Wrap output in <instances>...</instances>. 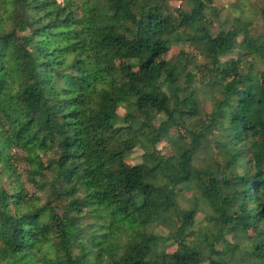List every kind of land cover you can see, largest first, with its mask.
I'll list each match as a JSON object with an SVG mask.
<instances>
[{
	"label": "trees",
	"instance_id": "trees-1",
	"mask_svg": "<svg viewBox=\"0 0 264 264\" xmlns=\"http://www.w3.org/2000/svg\"><path fill=\"white\" fill-rule=\"evenodd\" d=\"M237 3L0 0V264H235L239 234L264 264V3Z\"/></svg>",
	"mask_w": 264,
	"mask_h": 264
},
{
	"label": "rangeland",
	"instance_id": "rangeland-1",
	"mask_svg": "<svg viewBox=\"0 0 264 264\" xmlns=\"http://www.w3.org/2000/svg\"><path fill=\"white\" fill-rule=\"evenodd\" d=\"M254 1L256 3L257 7L263 5V3H264V0H254ZM179 4H180L179 2H172V5L174 7H179L178 6ZM215 5L219 9H222L224 7L228 8V10H225L223 12V15H222V19H225L227 14L229 13V11L234 10V8L237 7L238 3H237V0H215ZM257 26H258V32H261V23H258ZM181 48L182 47H180V48L179 47H173L169 53L168 59L175 58L179 54V52L181 51ZM184 48L187 51H190V48L188 46H184ZM230 57L236 58L237 54L235 53V54L231 55ZM260 70L264 71V64L263 63H261ZM190 71L196 75V73L198 72V66L197 65L191 66ZM196 81H197V76L195 79H193L192 82L195 83ZM205 107H206V110L208 112L211 110L210 103H207ZM119 112L121 115H125V111L123 109H120ZM174 133H177V130L171 131L170 134L172 135ZM158 151H159V153H161L165 156H170L171 152H172L169 143L164 139L159 142ZM141 155H142L141 149H139V148L136 149V151L134 152V154L131 157V161L129 162V164L131 165V164L141 162ZM27 186L30 189L31 193H33V194L35 193L36 195H40V193L37 192V190H35L33 188V186H31V185H27ZM192 196H193V193L189 190L181 193L180 197H179V202H180L181 207L189 209L191 206L190 200L193 198ZM200 208H201L200 213L196 217L198 224L202 222L203 226H210V224L206 221V215L211 214V210L206 209L204 206V203H200ZM152 230L155 233L163 235V236H166L169 233L168 230H166L163 227L158 226L157 224H154ZM226 239L228 240V242L231 245L237 244V246L239 247V251L237 252L235 264H250L246 260V258H247V253H248V250L251 246V243L249 240H247L246 236L243 234L227 235ZM224 247H225V244L223 243V244L217 245L216 248L218 251H222V250H225ZM175 250H176V247L173 246V247H170L168 251L171 253V252H174Z\"/></svg>",
	"mask_w": 264,
	"mask_h": 264
}]
</instances>
